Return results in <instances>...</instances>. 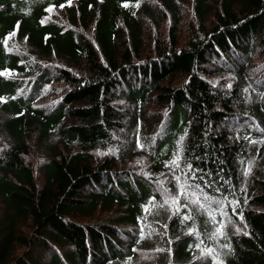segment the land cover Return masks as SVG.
Instances as JSON below:
<instances>
[{
	"label": "trees",
	"instance_id": "obj_1",
	"mask_svg": "<svg viewBox=\"0 0 264 264\" xmlns=\"http://www.w3.org/2000/svg\"><path fill=\"white\" fill-rule=\"evenodd\" d=\"M257 54L264 0H0V264H264ZM54 82L57 101L40 106ZM140 156L146 173L128 169ZM192 192L205 209L202 194L222 201L215 220L184 207Z\"/></svg>",
	"mask_w": 264,
	"mask_h": 264
},
{
	"label": "rangeland",
	"instance_id": "obj_2",
	"mask_svg": "<svg viewBox=\"0 0 264 264\" xmlns=\"http://www.w3.org/2000/svg\"><path fill=\"white\" fill-rule=\"evenodd\" d=\"M153 1V0H151ZM150 4L152 5H156L153 2H150ZM183 22H182V32H185L186 30V26L188 24L189 21L194 19V13H193V9H192V2L188 3L187 5L183 6ZM49 20L62 24L64 26H68V23L66 22V18L64 17V15L62 13H56L54 16L49 17ZM147 29L146 31H144L145 34V43H147V49L149 48V45H151L153 43L152 41V37L154 35L152 26L150 25H146ZM151 30V31H150ZM92 28H89L88 30L84 31L85 35L88 37H92L93 32H92ZM16 49L23 51L21 52L25 57H28L29 54H26V51H29V49L22 45V44H16ZM254 59V64H258V63H263L264 62V54H257L253 57ZM260 64V65H261ZM226 76V73H225ZM27 80H30L29 77H24ZM32 79V78H31ZM61 85V84H60ZM59 84H57L56 82H54L51 85L45 86L44 88H42V90L38 93V97L40 99V101L38 102V104L42 107H46V106H51L54 102H56V97L58 96V88ZM27 91L32 92V87L28 86ZM161 109V110H160ZM164 109H162L161 106H153L150 108V111H158V114H163L165 115V112L163 111ZM5 144V137L0 133V147L2 145ZM43 154L41 152H37V150L32 149L31 153L29 155L26 156L25 160L26 162L32 167L35 176L38 180L42 179V165H43ZM148 166H149V161L148 159L146 160L143 157H138L135 158L131 165L129 166L128 169H137L138 171H140L141 173H146V171L148 170ZM256 171H259L257 168H255L254 170L251 169V172L247 175V178H252L255 174H257ZM137 173V172H136ZM41 183V182H40ZM2 209V202L0 200V212ZM145 257V256H144ZM213 257H215V259H213ZM210 259L214 262V264H217V261L222 262V264H224V262L220 259H218L216 256H211Z\"/></svg>",
	"mask_w": 264,
	"mask_h": 264
},
{
	"label": "snow or ice",
	"instance_id": "obj_3",
	"mask_svg": "<svg viewBox=\"0 0 264 264\" xmlns=\"http://www.w3.org/2000/svg\"><path fill=\"white\" fill-rule=\"evenodd\" d=\"M125 6H127V5H125ZM0 75H3V73H0ZM183 139H184L183 136L180 137L181 142L183 141ZM253 143H256V141H253ZM177 155H178V154H177ZM172 166L179 167V162H178V160H173V161H172ZM187 167H188L189 172H191V171H192V166H191V164H188ZM197 171H199V170H197ZM250 172H251V167L249 166V168H248L247 171L245 172V175H248ZM191 178H192L193 180L196 179V177H195L194 174L192 175ZM177 179H179V177H177ZM206 186H209V185L206 184ZM181 187H182V191H181V193H180L181 195H185V193H184V191H183V188H184V187H195L196 189L200 190L201 193H203V190L200 188V185H199V184H196V185H194V186H192V185H185V186H181ZM188 195H191V196L193 197V199L189 201V200H187V196H185V199H186V201H187V202L184 204V207H185V208L188 207V204H189V203L194 204V205H197V206H198V210H204V211H207V212L209 213V215L211 216V219H212V220H215V216L211 215V211H210V209H211V205H212L213 203L219 205L220 203H222V201H216V200H214L212 197L208 196L207 194H202V199H203L204 201H207V202H208V205H209V208H208V209H205V208H204V204H202V203L200 202V201H201V196H198L196 192L189 193ZM172 203H173V204H177V203H178V198H177V197H173V198H172ZM233 211H235V210H233ZM178 212H179V209H177V213H178ZM182 219L185 220V221H187V220L192 219V217L189 216V215H185V216L182 217ZM222 228H223V225H221L220 228H217L216 231L212 234V238H215L216 236L223 237V236H224V232H223ZM238 230H239V229H238ZM195 231H196V230L193 229L189 234H190V235H191V234H194ZM157 251H163V249H158ZM201 251H202V254H203V255H211V253L214 251V249H208L206 253H205L203 250H201ZM213 259H215V257H213ZM217 264H222V262L217 261Z\"/></svg>",
	"mask_w": 264,
	"mask_h": 264
}]
</instances>
